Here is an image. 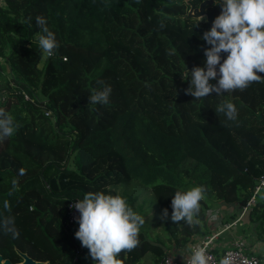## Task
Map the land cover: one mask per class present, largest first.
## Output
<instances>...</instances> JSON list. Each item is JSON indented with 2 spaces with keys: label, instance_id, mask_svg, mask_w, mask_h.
<instances>
[{
  "label": "trees",
  "instance_id": "1",
  "mask_svg": "<svg viewBox=\"0 0 264 264\" xmlns=\"http://www.w3.org/2000/svg\"><path fill=\"white\" fill-rule=\"evenodd\" d=\"M200 1L0 0V109L18 126L12 137L0 139V162L11 165L0 168V216H14L19 232L13 238L0 229L3 259L18 262L16 250L50 264H83L91 257L83 246L75 254L79 225L66 222L70 201L88 191L59 189V182L97 171L104 159L120 175L106 183L134 182L150 190L169 217L175 191L206 186L199 223H173L180 229L176 248L208 233L205 209L250 198L264 174V82L202 100L185 93L191 69L204 66L210 47L199 37L221 12L215 0L204 8L206 22L187 17ZM36 16L46 17L59 42L52 57L44 58L39 47L44 33ZM97 80L112 88L106 105L88 102ZM45 87L44 99H36L34 92ZM225 102L236 106L235 121L215 112ZM121 195L132 207L135 197ZM247 220L264 243V201L255 200ZM128 255L130 264L141 256Z\"/></svg>",
  "mask_w": 264,
  "mask_h": 264
},
{
  "label": "clouds",
  "instance_id": "2",
  "mask_svg": "<svg viewBox=\"0 0 264 264\" xmlns=\"http://www.w3.org/2000/svg\"><path fill=\"white\" fill-rule=\"evenodd\" d=\"M219 5L220 14L212 21L210 30L199 37L210 46L204 49V66L191 69V80L185 89V93L196 100L207 98L212 93L219 96L236 90L243 91L254 82H264V77L257 74L264 73V0H221ZM199 21L206 22V17L200 16ZM27 22H31V17ZM35 23L44 33L39 36V47L48 57H52L59 47L55 33L49 30L46 17L36 16ZM160 27L164 25L161 23ZM221 53H226L223 60ZM181 75L188 79L186 66ZM217 77L216 84L210 83ZM96 83L98 89L90 95L88 102L108 104L111 86L104 80H97ZM215 112L223 113L230 121H235L238 116V110L231 102L218 105ZM17 130L14 116L0 109V139L12 137ZM206 194L204 185L175 191L171 200L172 222L178 224L183 221L189 226L198 224L201 201ZM70 207L79 212L75 237L89 250L95 264H123L119 255L139 246V234L145 220L133 210L125 196L90 191ZM4 208L11 212L7 201ZM167 217L168 211L163 209L161 218ZM0 229L5 234L10 233L13 238L19 235L12 215L0 216ZM187 264H209L207 248L200 246L192 249ZM219 264H231L230 256L222 258Z\"/></svg>",
  "mask_w": 264,
  "mask_h": 264
},
{
  "label": "rangeland",
  "instance_id": "3",
  "mask_svg": "<svg viewBox=\"0 0 264 264\" xmlns=\"http://www.w3.org/2000/svg\"><path fill=\"white\" fill-rule=\"evenodd\" d=\"M45 56L46 54L43 53L44 58ZM42 60L40 61L38 67H41L40 65ZM1 72L4 74L5 70H1ZM47 90L48 88L45 87L42 93L35 91L34 92L35 98L43 100ZM3 167L11 169V165L8 163L7 160H5V162H0V168ZM99 167L100 168L97 171L91 172L90 174H85L84 176L81 174L82 178H77L74 175H72L71 178L69 179L61 180L59 182V189H65V188H73L76 190L84 189L88 192L104 191L106 194H111V195H115L117 193L121 194L122 192H125L126 194H130L135 197L134 203L132 204V208L134 211H136L144 218L145 223L140 230V234H139L140 244L136 248L137 252H135L134 250L131 251L132 256L138 257L141 254L138 260L135 261L133 264H151V262L156 258L160 260V258L163 257V251L176 249V247H174L175 240L180 238L179 235L180 229L177 225L175 226L173 224L171 217L168 216L165 219L161 218L162 209H160L159 206L155 203L151 191L134 182L127 183V182L117 181L113 184L106 183L107 180L113 178H119L120 175H117L118 173L114 172L116 170V167L110 166L109 160L104 159V162L100 163ZM99 170L100 172H102L101 178H99V174H98ZM14 172L17 173L16 170H14ZM93 179H97L96 181L98 184L94 188H89V183ZM210 208H212L211 215L215 214L214 205ZM140 210L142 211L141 213H139ZM208 211L209 210H207V212ZM204 221L206 222L205 218ZM205 231L206 233L209 232L207 226ZM195 238H191V240L188 241L187 243L188 246L191 242H194ZM154 247L156 248L155 252L153 250ZM184 247L185 246H183V248ZM79 249L80 250L82 249L81 242H79ZM158 250L162 254H158L157 253L159 252ZM128 253L129 252H125L122 255V257L119 258L123 261V264L132 263V258L129 257ZM187 255H188V251H187ZM82 263L95 264L92 257H89L87 255L85 259L82 261Z\"/></svg>",
  "mask_w": 264,
  "mask_h": 264
},
{
  "label": "built area",
  "instance_id": "4",
  "mask_svg": "<svg viewBox=\"0 0 264 264\" xmlns=\"http://www.w3.org/2000/svg\"><path fill=\"white\" fill-rule=\"evenodd\" d=\"M23 98L25 100L32 101L31 98H28L26 94H23ZM45 115L49 114V111H45ZM264 191V174L258 177L256 180V184L253 187L252 194L250 198L240 206V214L237 217L229 222L223 223L218 215L217 211L215 210V214L211 215L212 208L206 209L204 211V218L209 225V232L205 235L200 237H196L194 242H191L188 246V255L186 258L183 259L182 262H177L174 259L163 256L156 264H187V258L191 255V250L196 247H206L208 250L209 256V264H219V261L224 258L225 256H230L231 264H264V252L258 256L251 252H249L246 248L245 242L242 240H236L229 244H224L222 251L219 254H215L214 248L216 246V240L220 236L223 231L227 230L228 228L235 226L239 219L245 214L248 213L250 207L254 204L256 195L259 191ZM77 199H73L67 206V223H74L77 221L79 217V212L74 208L70 207L73 205ZM207 210H209L207 212ZM82 249L80 250L77 247L75 254H80Z\"/></svg>",
  "mask_w": 264,
  "mask_h": 264
},
{
  "label": "crops",
  "instance_id": "5",
  "mask_svg": "<svg viewBox=\"0 0 264 264\" xmlns=\"http://www.w3.org/2000/svg\"><path fill=\"white\" fill-rule=\"evenodd\" d=\"M255 200L264 201L263 190L258 192ZM240 206L241 204L239 203H219L217 206H215V210L220 216L221 221L223 223H226L234 220L237 215L240 214ZM204 223L209 230L210 227L208 223L205 221ZM195 237L197 236H194L193 238ZM236 240L244 241L247 250L255 255L260 256L264 252V243L255 239L252 227L248 224L247 214L243 215L241 219L238 220L235 226L228 228L220 234V236L216 240V246L214 248L215 254H219L222 251L223 246H226L224 244H228V242L230 244L231 242ZM185 247L163 251V256H168L178 263L182 262L183 259L187 257L188 244L185 245Z\"/></svg>",
  "mask_w": 264,
  "mask_h": 264
},
{
  "label": "water",
  "instance_id": "6",
  "mask_svg": "<svg viewBox=\"0 0 264 264\" xmlns=\"http://www.w3.org/2000/svg\"><path fill=\"white\" fill-rule=\"evenodd\" d=\"M215 0H202L196 7L190 6L186 12V16L193 19H199L200 16H204V8L212 4ZM221 1V0H219ZM46 184V183H44ZM16 253L20 260L18 262H10L8 259H3L0 255V264H50L48 261H36L27 256L25 253H22L16 250Z\"/></svg>",
  "mask_w": 264,
  "mask_h": 264
}]
</instances>
